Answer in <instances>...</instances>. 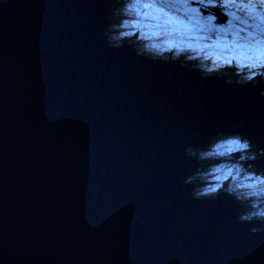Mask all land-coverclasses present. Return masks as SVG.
<instances>
[{
    "label": "water",
    "instance_id": "1",
    "mask_svg": "<svg viewBox=\"0 0 264 264\" xmlns=\"http://www.w3.org/2000/svg\"><path fill=\"white\" fill-rule=\"evenodd\" d=\"M110 7L0 8V261L264 264V232L238 203L196 200L183 183L196 166L185 148L217 131L264 147L263 85L109 47Z\"/></svg>",
    "mask_w": 264,
    "mask_h": 264
},
{
    "label": "clouds",
    "instance_id": "2",
    "mask_svg": "<svg viewBox=\"0 0 264 264\" xmlns=\"http://www.w3.org/2000/svg\"><path fill=\"white\" fill-rule=\"evenodd\" d=\"M10 2L0 0V8ZM102 35L113 49L178 62L206 79L264 85V0H111ZM184 152L196 162L183 181L192 197L227 194L239 205L238 220L264 232V165L256 163L264 161V147L241 131L220 130Z\"/></svg>",
    "mask_w": 264,
    "mask_h": 264
},
{
    "label": "rangeland",
    "instance_id": "3",
    "mask_svg": "<svg viewBox=\"0 0 264 264\" xmlns=\"http://www.w3.org/2000/svg\"><path fill=\"white\" fill-rule=\"evenodd\" d=\"M176 64H177L179 67H182V66L179 65V63H176Z\"/></svg>",
    "mask_w": 264,
    "mask_h": 264
}]
</instances>
